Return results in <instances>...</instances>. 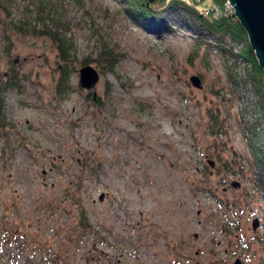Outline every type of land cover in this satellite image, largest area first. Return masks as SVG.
Masks as SVG:
<instances>
[{"label": "rangeland", "instance_id": "obj_1", "mask_svg": "<svg viewBox=\"0 0 264 264\" xmlns=\"http://www.w3.org/2000/svg\"><path fill=\"white\" fill-rule=\"evenodd\" d=\"M170 20L156 33L124 0H0V264H264L248 138L255 126L264 146V85L241 57L232 81L219 50L195 52L194 29ZM54 34L72 45L64 92Z\"/></svg>", "mask_w": 264, "mask_h": 264}, {"label": "trees", "instance_id": "obj_2", "mask_svg": "<svg viewBox=\"0 0 264 264\" xmlns=\"http://www.w3.org/2000/svg\"><path fill=\"white\" fill-rule=\"evenodd\" d=\"M224 2L225 0H124L127 12L141 19L146 25H150L156 33L164 29L171 30L173 23L170 19L175 17L184 18L188 26L194 29L192 38L195 52L200 49L206 56L214 49L219 50L224 70L227 76L235 82H239L242 78L245 80L246 77L244 76H247V71L241 74L235 68L236 58L241 57L251 62L252 69L250 76L263 88L262 67L257 61L250 42L247 40L246 30L233 12H228L224 9ZM210 3L215 4L216 7L218 5L220 9L218 14L213 13L211 9L207 8ZM52 38L56 42L59 60L64 61V64L59 65L60 77L57 82V90L64 92L67 91L68 86V69L66 64L70 60L72 45L66 43L65 39L57 34H54ZM240 44L241 46H239ZM101 58L104 62V65L102 64L103 69L114 72L117 62L115 53L106 48ZM83 63H87V61H83ZM91 101L96 106H100L101 104L98 96L94 97L93 95ZM3 103L2 91L0 89V128L4 129ZM214 121L216 122L215 119ZM254 127H248L250 133L248 137L250 141L249 146L258 169V181L264 184V146L258 140L260 132L254 129ZM79 219L83 226H90L84 209L79 211ZM5 235L7 236V227L0 226V241ZM42 257L48 263L53 262L44 250L42 251Z\"/></svg>", "mask_w": 264, "mask_h": 264}, {"label": "water", "instance_id": "obj_3", "mask_svg": "<svg viewBox=\"0 0 264 264\" xmlns=\"http://www.w3.org/2000/svg\"><path fill=\"white\" fill-rule=\"evenodd\" d=\"M233 7L234 14L243 25L248 35L252 49L255 52L259 65L264 71V0H228ZM98 78L97 70L90 64L79 68L78 81L83 87L92 86ZM190 80L194 85L199 83L197 75H191ZM264 96V90H263ZM210 163H212L210 161ZM234 184H237L235 182ZM258 224V219L253 222V227ZM233 264H242L236 258Z\"/></svg>", "mask_w": 264, "mask_h": 264}, {"label": "built area", "instance_id": "obj_4", "mask_svg": "<svg viewBox=\"0 0 264 264\" xmlns=\"http://www.w3.org/2000/svg\"><path fill=\"white\" fill-rule=\"evenodd\" d=\"M226 5H228V6H229V4H227V3H226Z\"/></svg>", "mask_w": 264, "mask_h": 264}]
</instances>
